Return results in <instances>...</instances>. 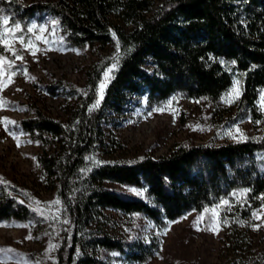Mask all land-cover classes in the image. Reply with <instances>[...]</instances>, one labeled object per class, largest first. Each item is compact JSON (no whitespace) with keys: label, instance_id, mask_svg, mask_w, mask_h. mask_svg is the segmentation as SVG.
Wrapping results in <instances>:
<instances>
[{"label":"trees","instance_id":"trees-1","mask_svg":"<svg viewBox=\"0 0 264 264\" xmlns=\"http://www.w3.org/2000/svg\"><path fill=\"white\" fill-rule=\"evenodd\" d=\"M151 5V0H54L32 5L0 0V15L19 22L35 11H48L74 46L114 41L120 45L117 67L98 107L90 105L101 69L88 74L86 100L64 120L36 111L19 121L34 139L57 144L56 151L38 156L56 179L68 219L55 250L57 264H111L110 257L133 264L153 254L151 243L110 234L104 227L106 210L138 213L162 227L183 211H201L235 189L247 190L250 205L244 215L264 201V135L217 145H179L158 158L89 166V156L106 145L101 126L106 113L120 112L131 94L144 92L155 101L180 91L187 98L215 101L236 76L241 109L256 114L258 91L264 88V0H164L148 14ZM110 183L133 185L144 194L124 195ZM8 217L31 216L28 206L2 192L0 218ZM228 264H264V255Z\"/></svg>","mask_w":264,"mask_h":264},{"label":"rangeland","instance_id":"rangeland-1","mask_svg":"<svg viewBox=\"0 0 264 264\" xmlns=\"http://www.w3.org/2000/svg\"><path fill=\"white\" fill-rule=\"evenodd\" d=\"M20 1L23 5H32L54 0ZM163 1L151 0L148 14ZM0 16L7 17L10 25L20 24L24 30L21 34L26 39L35 40V36L40 34L48 41H36L40 51L35 56L17 43L15 48L23 56L22 61L15 60L10 52L0 46V56L14 61L12 71L16 72L13 82L0 91V98L7 102L5 107L0 108V119L15 122L8 125L7 131L0 124V178L6 182L0 183V193H7L17 203L28 206L31 216L0 218V249L13 250L12 253H0V264H57L55 250L63 239L68 219L57 193L56 179L46 172L38 158L41 154L56 151L57 144L55 140L43 142L34 139L24 131L19 121L33 117L36 111L64 120L68 113L86 100L88 74L101 69L99 85L104 79V71L116 63L117 42L74 46L66 40L59 19L48 11H35L25 22L16 21L4 13ZM32 24L38 26L37 31L28 33L26 29ZM39 27L45 28V32L39 33ZM123 27L129 29L128 25ZM146 68L151 70L152 66L146 65ZM237 80L234 76L233 82ZM233 82L215 101L206 97L187 98L180 91L155 101L144 92L131 94L120 112L111 110L106 113L101 125L106 145L89 156V166L107 161L132 163L147 156L158 158L179 145H217L263 136L264 110L261 109L260 96L264 88L258 91L256 114H250L240 107V82L239 98L231 104L223 102L222 98L232 89ZM97 99L98 86L91 108ZM157 108L165 110L153 111ZM236 128L246 139H233L226 134L234 132ZM9 132L19 137V147ZM108 185L124 195L142 197L144 194L141 188L133 185ZM242 191L235 189L219 202L206 207L216 208L222 200L229 202V206L219 208L216 232L205 230L210 222L207 216L199 224L201 230L193 226V221L203 214L205 208L201 211L185 210L162 227L138 213L124 215L106 210L104 227L116 237L155 245L153 254L146 261L133 264H228L238 258L264 255V201L244 215L250 203L245 195L242 198L233 195ZM55 200L60 203L49 209L47 206ZM35 201L40 202L47 219L33 210ZM253 212L261 213V219H254ZM212 223H215L214 219ZM29 236L32 238L28 239ZM49 245L56 247L50 250ZM108 260L111 264H120L113 257Z\"/></svg>","mask_w":264,"mask_h":264},{"label":"snow or ice","instance_id":"snow-or-ice-1","mask_svg":"<svg viewBox=\"0 0 264 264\" xmlns=\"http://www.w3.org/2000/svg\"><path fill=\"white\" fill-rule=\"evenodd\" d=\"M52 23H57L56 21H53ZM37 25L32 24L31 26L27 27V32L28 33H34L37 31ZM24 30L21 28L20 24H14L10 25L9 24V19L7 17L0 16V46H3L5 51H8L12 54V56L15 57V60H23V56L19 55L18 52L16 51L15 45L19 43L22 47L23 50L28 51L31 55L35 56L36 52L40 51L38 47H36V41H41L43 43H48V41L45 39L43 35L37 34L35 36V40L28 38L26 39L23 34H21ZM39 33H44L45 28L39 27L38 29ZM113 37L115 38V33H113ZM120 55V45L119 41H117V52H116V59L118 60ZM15 67L14 61L9 60L6 57L0 56V91H3L5 88H7L12 82H13V77L16 75L15 71H12V69ZM117 63H113L111 67H109L107 70L104 71V79L100 82L98 85V99L96 100L95 104L92 105V108H96L99 106L100 101L103 99V94H104V89L107 87V83L110 81L111 73L116 69ZM27 75V73H24ZM240 92H239V81H234L233 82V87L232 89L229 90L225 94V96L222 98L224 103L231 104L233 103L236 99L239 98ZM7 104L6 101H4L2 98H0V108L5 107ZM171 102H169L170 106ZM260 104H261V109L264 110V92L261 93L260 96ZM164 108H157L153 109V111H164ZM259 123V121H257ZM0 124H3L5 127V130H8V125L10 124H15L14 121L8 120L7 118H2L0 119ZM235 133V134H234ZM10 135H13V138L17 140V146H20V140L19 137L16 136L15 134L9 132ZM228 136H230L233 139H246V137L243 135L242 132H240L239 128H236L233 131H229L226 133ZM0 183H6L3 181L2 178H0ZM130 191L135 192L137 195H142V193L136 192L135 189H130ZM247 190H244L240 193H235L233 195L237 196L238 198H242L246 194ZM262 200H264V197H261ZM36 207L33 209L35 212L43 216L44 218H48L45 214L44 209L41 207L39 201L34 202ZM60 203L59 200H55L50 202V204L47 206L49 209L53 207L54 205H58ZM222 206H229V202L227 200H222L221 204L217 206L216 208H205L203 211V214L199 215L195 221H193V226L197 228V230H201L199 228V224L204 222L205 217L207 216L209 219V224L208 227L205 230L213 231L216 232L218 231V225H219V208ZM254 219H261L262 214L258 212H253L252 213ZM57 218L58 217H53ZM213 219L215 220V223H212ZM67 223V221H64ZM178 222V221H177ZM226 223V221H225ZM7 226V225H4ZM16 226H24V225H16ZM259 227V226H257ZM28 239H31L32 237L29 236L27 237ZM56 245H49V249H54ZM12 249H0V253H12Z\"/></svg>","mask_w":264,"mask_h":264}]
</instances>
